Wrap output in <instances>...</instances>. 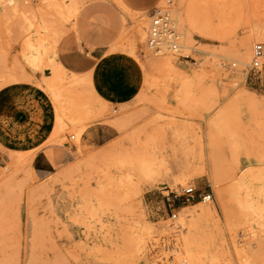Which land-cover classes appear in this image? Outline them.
Segmentation results:
<instances>
[{"label": "rangeland", "instance_id": "1", "mask_svg": "<svg viewBox=\"0 0 264 264\" xmlns=\"http://www.w3.org/2000/svg\"><path fill=\"white\" fill-rule=\"evenodd\" d=\"M122 1L131 11L116 0H0V113L17 116L44 101L52 127L2 170L0 264H189L190 256L244 264L264 245V212L250 200L264 204V82L249 67L254 46L264 44L254 37L264 0ZM158 8L170 13L188 60L148 49ZM185 9L197 17L193 29L178 23ZM245 40L251 58L242 64ZM97 47L100 61L91 55ZM163 59L192 78L162 68ZM55 62L65 80L48 79ZM242 89L254 104L232 113ZM37 152L49 154L52 171L33 167ZM247 173L258 178L245 181ZM136 187L167 207L154 214ZM189 187L213 201L175 199ZM206 205L219 230L211 220L188 229V213Z\"/></svg>", "mask_w": 264, "mask_h": 264}, {"label": "crops", "instance_id": "2", "mask_svg": "<svg viewBox=\"0 0 264 264\" xmlns=\"http://www.w3.org/2000/svg\"><path fill=\"white\" fill-rule=\"evenodd\" d=\"M117 4L123 9H127V6L123 3L122 0H116ZM131 11V10H129ZM88 53V52H86ZM92 58L96 61H100L103 58V51L100 47L95 48L91 52ZM67 62L71 60V57H65ZM56 65H59L58 74L61 76V79L65 80L66 70L64 67L55 62ZM105 62H103L104 64ZM70 64V63H69ZM86 64L81 63V67L79 70H84ZM103 66H99L90 71V76L84 77L87 81H93L100 76ZM131 68L135 71H139L140 66L135 64L131 66ZM51 81L54 79V74L48 77ZM47 80V79H45ZM90 81V82H91ZM55 85H58V81H56ZM42 87V85H39ZM44 101L41 103L37 102V105H32L27 108V111H23L22 114L13 115L9 114L3 115L0 113V176L2 174V170H4L7 165L10 163V155L16 156L15 152H21L23 150H35L37 149L47 138H50L51 128L47 125V118L45 115V110L47 106H44ZM39 108V110H38ZM83 135V134H82ZM82 137V136H81ZM53 137L52 139H54ZM57 138V137H56ZM33 167L39 172H49L53 169L54 162L49 157L47 153L37 152L33 158ZM149 207L153 210L154 214H158L162 207H167L166 202L163 200V206L161 202L157 200V197L154 196H146L145 200ZM158 205V206H157ZM155 211V212H154Z\"/></svg>", "mask_w": 264, "mask_h": 264}, {"label": "bare ground", "instance_id": "3", "mask_svg": "<svg viewBox=\"0 0 264 264\" xmlns=\"http://www.w3.org/2000/svg\"><path fill=\"white\" fill-rule=\"evenodd\" d=\"M178 14H179L178 15V23H180V25H181V23L183 24V23H185L187 21L188 25L185 24V26H188L189 29H193L194 28V26L196 25V20H197L196 15H194L192 13H189L188 9L183 10V13H182V11H179ZM173 25H174V27L176 29V26H175L174 23H173ZM254 37L256 39H258V40H264V27L263 28L258 27L257 30L254 33ZM251 42H252L251 40H249V41L245 40L242 43H240V47H239V51H238V58H239V61L242 64H245L251 58V55H250V44H251ZM179 43H180V40H179ZM258 44H263V43H258ZM256 46H257V44L254 46V49H253V52H252L253 56H252V62L250 64V66H249L250 69L254 67L253 66L254 58H255L254 51H255V47ZM180 47H181V44H180ZM263 59H264V57L260 59V64H262L264 66ZM163 66H164V68H168V70H170L172 72V74H174L175 76H178L179 78H183L185 80H186V78H188V79L192 78V77H189L188 73L181 72L182 70H180L177 67L176 63L174 61H172V60L170 61L169 59L168 60L167 59H165V60L163 59V63L161 64V67L163 68ZM53 69H54L53 70V74H56V73L59 72V69L57 67L53 68ZM243 82H244V79H243ZM249 95H251V94H249V92H247L246 90L242 89V91L237 93L235 95V97H233L231 99L230 104L233 106V108L231 109V111H233L232 113H237V112L243 113V112L249 110L253 106L254 100L251 99L249 97ZM228 111H229V109L227 108V109L223 110L222 112L217 113L215 115V118L223 117L224 114H226ZM243 178L246 181V179L248 180L250 178H258V176H254V175H251V173H247V174H245L243 176ZM245 184L247 185V183H245ZM134 191H135L134 194H135V197H136L137 201L140 202V203L141 202L143 203L144 202V195H143L142 189L140 187H136V189ZM261 194L264 197V189L261 191ZM250 200H252V202L253 201L257 202L258 203V204H256L257 208L261 212H264V204L263 203H262L263 206L260 205L259 201L256 198H251ZM250 200L248 201L249 203H250ZM187 217L191 218V222L190 223L188 222L189 223L188 224L189 225L188 229H190V230H192V228L194 226V223L200 222V224H204L206 221L209 222L210 220L212 221V223H214V226L216 227V230L217 231L219 230L220 223H219L218 219L216 218L217 217L216 216V210H215V208L212 205L200 206L198 209L190 211L188 213ZM183 220H184V217H183ZM207 228H208V226H207ZM195 231H197V230H195ZM145 232H146L148 238L151 237L154 234L153 228L150 227V226H146V231ZM218 234H217V237L219 236ZM213 235L215 236V234H213ZM205 236H206V234H205ZM211 237H212V235L210 236V238ZM201 238L202 237H200V239ZM215 238L214 237L211 238V241L217 242V241H215ZM200 239L199 238L194 239V243H197L199 245H203V243L205 241L202 243L200 241ZM202 241H203V238H202ZM206 241H207V239H206ZM222 246H223V244H222ZM198 248L200 249V246H198ZM188 259L190 260L189 264H200V263H198L196 261V258H194L193 256H190V258H188ZM188 259H187V261H188ZM262 263H264V245L261 246L259 249L255 250L254 252H250V251L247 252L244 264H262Z\"/></svg>", "mask_w": 264, "mask_h": 264}, {"label": "built area", "instance_id": "4", "mask_svg": "<svg viewBox=\"0 0 264 264\" xmlns=\"http://www.w3.org/2000/svg\"><path fill=\"white\" fill-rule=\"evenodd\" d=\"M180 35L175 29L171 20L170 13L162 8H158L153 13V18L150 25L147 46L148 49L156 56L173 55L179 59L188 60L190 57L181 53ZM254 64L250 69L251 79H255L261 84L264 82V68L260 64V59L264 57V44H257L254 51ZM225 67V66H224ZM75 139L74 136L70 138L71 141ZM181 198L185 202L202 201L204 203L212 202L213 195L206 192H201L195 187L183 189L181 195H176L175 199ZM177 214L172 215V219H176Z\"/></svg>", "mask_w": 264, "mask_h": 264}]
</instances>
